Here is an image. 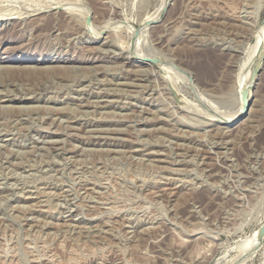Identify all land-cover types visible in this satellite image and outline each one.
<instances>
[{
  "label": "rangeland",
  "instance_id": "rangeland-1",
  "mask_svg": "<svg viewBox=\"0 0 264 264\" xmlns=\"http://www.w3.org/2000/svg\"><path fill=\"white\" fill-rule=\"evenodd\" d=\"M262 34L264 0H0V264H264Z\"/></svg>",
  "mask_w": 264,
  "mask_h": 264
},
{
  "label": "bare ground",
  "instance_id": "bare-ground-1",
  "mask_svg": "<svg viewBox=\"0 0 264 264\" xmlns=\"http://www.w3.org/2000/svg\"><path fill=\"white\" fill-rule=\"evenodd\" d=\"M47 22V21H46ZM139 32V31H138ZM263 35L264 34H262V35H258V37L256 38V40H255V42L253 43V45L251 46V48L252 49H254V48H256V46H257V48L256 49H258L259 47V44L261 43V41L264 39L263 38ZM263 57H264V47L263 48H260L259 50H258V52H257V54H256V57L253 59L254 60V68H253V70H252V73H251V80H254V78H255V76H257V75H254L253 76V71L255 70V69H258L259 67H260V64H261V61H262V59H263ZM59 59V58H58ZM45 60H47V59H45ZM157 63H158V61H157V59H154ZM243 88H247V90H248V83H246V81H242V83H241V85H240V91H241V97H242V100H243V102H244V99H243V96H242V89ZM175 90V89H174ZM176 91V90H175ZM176 93V92H175ZM178 94V93H177ZM249 101V100H248ZM248 104H246L245 102H244V104L239 108V110L236 112H234V113H231L230 115L229 114H222V115H219L218 117H219V121H221L226 127H229V126H232V125H234V124H236V123H239L240 121H241V119H242V117L243 116H245V114L247 113V111H248ZM253 236V235H252ZM253 238L254 237H249L247 240H246V242H245V244L243 245L244 246V249H245V247H248V245L250 244V242L253 240ZM264 239V235L263 236H260V233H259V229H258V233H257V238H256V242H257V244L258 245H256L255 247H252L251 249H250V251H253V250H255L256 248H257V246H259V244H261L262 243V240ZM255 248V249H254ZM249 252V251H248ZM250 253V252H249ZM248 254V253H247Z\"/></svg>",
  "mask_w": 264,
  "mask_h": 264
},
{
  "label": "water",
  "instance_id": "water-1",
  "mask_svg": "<svg viewBox=\"0 0 264 264\" xmlns=\"http://www.w3.org/2000/svg\"><path fill=\"white\" fill-rule=\"evenodd\" d=\"M257 70H259V68L255 69L253 71V76L256 75ZM242 96H243L244 102L246 104H248L249 101H248V90H247V88L242 89ZM259 233H260V236L264 235V224L259 228Z\"/></svg>",
  "mask_w": 264,
  "mask_h": 264
}]
</instances>
